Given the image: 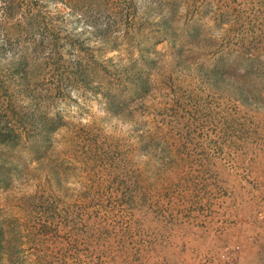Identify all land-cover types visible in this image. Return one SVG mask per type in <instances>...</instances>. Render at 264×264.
<instances>
[{"label":"rangeland","instance_id":"obj_1","mask_svg":"<svg viewBox=\"0 0 264 264\" xmlns=\"http://www.w3.org/2000/svg\"><path fill=\"white\" fill-rule=\"evenodd\" d=\"M0 264H264V0H0Z\"/></svg>","mask_w":264,"mask_h":264}]
</instances>
